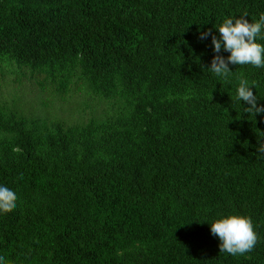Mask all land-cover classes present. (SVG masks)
Masks as SVG:
<instances>
[{
  "label": "trees",
  "instance_id": "1",
  "mask_svg": "<svg viewBox=\"0 0 264 264\" xmlns=\"http://www.w3.org/2000/svg\"><path fill=\"white\" fill-rule=\"evenodd\" d=\"M244 13L264 0H0L7 264H264V113L236 100L246 78L264 106V68L206 69L215 27ZM227 215L259 236L244 256L210 232Z\"/></svg>",
  "mask_w": 264,
  "mask_h": 264
},
{
  "label": "clouds",
  "instance_id": "2",
  "mask_svg": "<svg viewBox=\"0 0 264 264\" xmlns=\"http://www.w3.org/2000/svg\"><path fill=\"white\" fill-rule=\"evenodd\" d=\"M246 16L247 13H244L238 18H225L221 24L215 27L219 32V38L215 35L211 37L213 51L217 54L206 69L225 82H228L232 74L229 64L239 67L264 68V44L257 42L258 39L264 40V13L260 14L258 21L251 23L244 18ZM209 35H211V30L201 33L200 38L205 39ZM221 49L229 53L226 58L219 55ZM238 79L236 100L244 101L249 105V107L243 108V111L253 117L256 114L264 113V106L257 105V96L250 88V86L256 88V82H250L246 78ZM256 134L258 137L257 152L264 154V142L259 139L264 137V132L256 129ZM13 150L17 151L18 149ZM17 199V194L12 188L0 185V212L13 211L16 208ZM210 232L220 241V253L234 257L244 256L251 252L259 241L251 218L242 215H227L215 219L210 224ZM0 264H7L3 256H0Z\"/></svg>",
  "mask_w": 264,
  "mask_h": 264
},
{
  "label": "rangeland",
  "instance_id": "3",
  "mask_svg": "<svg viewBox=\"0 0 264 264\" xmlns=\"http://www.w3.org/2000/svg\"><path fill=\"white\" fill-rule=\"evenodd\" d=\"M24 87L28 90V89H30V85H29V83L28 82H25L24 83ZM15 89H17V87H15ZM26 96H29L28 95V92H26ZM25 95H23V96H21V99H22V101H21V104H25V103H27L29 106H28V108L24 111V114H30L31 113V107L34 105V104H37V102L39 101V100H41L42 98H41V95L40 94H37V95H33V96H29V97H26ZM82 105L83 106H86L87 105V101H82ZM71 106H73V103L71 102V105L69 106V107H71ZM19 107H22V106H19ZM69 107H68V109H66L67 107H65V111L67 112V113H71L72 111V113H71V115H72V117L73 118H75L76 120H83L80 116H79V114L76 112V111H74L75 110V107L73 106V107H71L70 109H69ZM57 110L59 111L60 110V107H57ZM71 111V112H70ZM32 113L33 114H37L38 113V111H32ZM51 117H54V115L53 114H50V113H48ZM66 115H68V114H65V116ZM65 119H68V118H65Z\"/></svg>",
  "mask_w": 264,
  "mask_h": 264
}]
</instances>
